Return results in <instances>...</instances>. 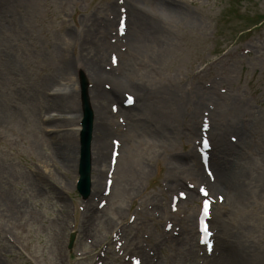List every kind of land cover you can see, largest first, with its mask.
<instances>
[{"label": "rangeland", "instance_id": "374dc122", "mask_svg": "<svg viewBox=\"0 0 264 264\" xmlns=\"http://www.w3.org/2000/svg\"><path fill=\"white\" fill-rule=\"evenodd\" d=\"M160 3L177 12L164 14ZM247 10L264 14V0H0V264H131L134 255L142 264H224L225 246L264 251V192L255 180L264 174V24L241 35ZM122 13L128 35L118 36ZM154 29L160 33L150 36ZM67 46L71 74L67 82L57 75L47 95L43 83L59 71ZM97 61L128 86L116 96L112 78L103 75L96 86L88 77L95 105L107 111L98 139L107 159L115 139L121 154L111 193L104 194L107 172L84 200L76 190L78 75ZM33 92L44 103L35 107ZM126 93L138 103L122 111ZM37 114L51 120L42 127ZM204 123L213 173L219 163H242L245 191L236 200L214 187L212 195L225 199L210 221L212 253L197 229L198 186L212 182L198 152ZM242 125L239 138L232 127ZM221 136L240 155L223 151ZM180 190L188 196L173 211Z\"/></svg>", "mask_w": 264, "mask_h": 264}, {"label": "bare ground", "instance_id": "6f19581e", "mask_svg": "<svg viewBox=\"0 0 264 264\" xmlns=\"http://www.w3.org/2000/svg\"><path fill=\"white\" fill-rule=\"evenodd\" d=\"M161 5V10L164 11V14L170 13V12H177L175 10V7L167 4V3H160ZM112 22V21H111ZM109 22H105L104 26H103V30H107L110 27ZM157 35L160 33V31L154 29L150 36L156 34ZM156 35V36H157ZM134 37L139 38L140 37V31L138 29V34L135 36H132L131 39L134 40ZM71 56L68 54V46L67 48H62L61 49V59H60V64L61 67L59 69V71L53 75L54 77L50 76L48 77L43 84L46 83V86L44 88V92H48L53 85L55 84L54 82V78L57 77V75H59L60 77L66 79V82L68 81V77L71 74L72 71V65H71ZM99 61L96 62L95 65L93 66H89L90 68V72L89 76L91 78H93L96 81V84H99L98 82L103 78L102 76L105 75L109 78H112L113 82H114V86L112 87L111 91L113 92V94H115L116 96L118 95L119 89L122 88V86L125 88L128 86V84L124 81V80H118L113 78L114 75L111 74L110 72L105 71L103 68H101V66L98 64ZM88 70V69H87ZM98 86V85H97ZM46 90V91H45ZM98 96H101L102 98H104L107 95V90H98ZM47 95H50L49 93H47ZM34 94H31V102L33 103V105L35 107H37L38 105V99L40 98L41 101L43 100L41 97V93L40 95H36L35 92H33ZM138 96H139V100H142L144 97V92H140L138 91ZM90 95L91 98L93 100V92L90 89ZM65 96V94L63 95ZM62 99H60V102H64V98L61 96ZM43 102V101H42ZM44 103V102H43ZM43 103H40V105L42 107H45V105ZM138 103V100H136V103L134 105H136ZM94 104V103H93ZM55 105V104H54ZM53 105V106H54ZM131 109V108H128ZM94 111L96 114V122L94 123V129L95 131L98 132V136H101V134H103L106 130H107V123H106V118H107V111L105 109V107L102 106H96L94 105ZM130 112V111H128ZM36 121L38 122V124L40 126H44L43 123L45 124V122L50 121L51 118L50 117H45L42 115H36L35 116ZM5 117L3 114L0 113V121H4ZM77 129H79V127H77ZM234 130L238 132H242L244 128L242 126H238V127H234ZM239 134V133H238ZM95 139H93V148L96 149V156L93 155V160L95 159V161L100 164V168L97 172V176L96 180H95V185L97 186V190L101 184V179H102V175L103 173H106L107 168L105 167L107 165V143H103L100 141V139H97L96 143H95ZM220 144L223 148V151H225L226 153H236L238 155H240V153L236 150V148H234L228 141H226L224 139L223 136H221V140H220ZM247 150H251L252 149V144L250 141L247 142ZM108 155V161L109 159H111V156ZM194 157V155H193ZM219 168L216 169V183L213 185L212 184V189H214V187H223L224 190L226 191V195L232 198H235L236 200H242L243 198H245V191L243 189V187L240 184L241 181V173H242V163H238V162H223V163H219ZM264 171V170H263ZM247 178H249L248 174L246 175ZM255 180L258 183V187L259 189H261L264 192V174L262 171H259L257 176L255 177ZM98 184V185H97ZM242 184V183H241ZM228 243V242H227ZM225 263L224 264H264V251L262 249H257L255 247L252 246H248V247H244V248H238V246H225Z\"/></svg>", "mask_w": 264, "mask_h": 264}, {"label": "water", "instance_id": "95a60500", "mask_svg": "<svg viewBox=\"0 0 264 264\" xmlns=\"http://www.w3.org/2000/svg\"><path fill=\"white\" fill-rule=\"evenodd\" d=\"M83 130H82V165L80 169V180L78 188L84 194L89 193L90 188V179H89V138H90V129H91V114L86 105V114L83 120Z\"/></svg>", "mask_w": 264, "mask_h": 264}]
</instances>
